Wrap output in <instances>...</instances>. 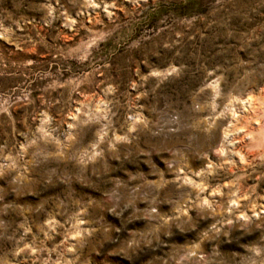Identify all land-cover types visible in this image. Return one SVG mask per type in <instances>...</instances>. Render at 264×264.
Masks as SVG:
<instances>
[{"label":"rangeland","instance_id":"374dc122","mask_svg":"<svg viewBox=\"0 0 264 264\" xmlns=\"http://www.w3.org/2000/svg\"><path fill=\"white\" fill-rule=\"evenodd\" d=\"M0 264H264V0H0Z\"/></svg>","mask_w":264,"mask_h":264},{"label":"bare ground","instance_id":"6f19581e","mask_svg":"<svg viewBox=\"0 0 264 264\" xmlns=\"http://www.w3.org/2000/svg\"><path fill=\"white\" fill-rule=\"evenodd\" d=\"M253 104L252 99L249 97L247 99H232L229 101L228 105L226 107V112H228L229 119L230 120H236L239 116L238 113H245L248 112L249 109H251V106ZM257 129V128H256ZM228 126L225 127L223 133H222V139L226 140L228 137ZM263 134V133H262ZM222 152V151H221ZM219 152V153H221ZM234 204V203H233Z\"/></svg>","mask_w":264,"mask_h":264}]
</instances>
